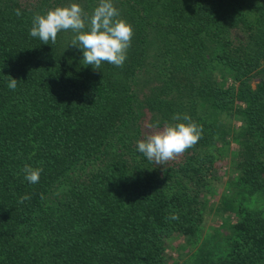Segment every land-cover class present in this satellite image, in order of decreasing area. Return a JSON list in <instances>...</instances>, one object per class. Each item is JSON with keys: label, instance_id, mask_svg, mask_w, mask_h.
<instances>
[{"label": "trees", "instance_id": "trees-1", "mask_svg": "<svg viewBox=\"0 0 264 264\" xmlns=\"http://www.w3.org/2000/svg\"><path fill=\"white\" fill-rule=\"evenodd\" d=\"M50 1L0 0V264H264V0H112L134 34L123 67L100 69L70 47V30L54 44L29 35ZM74 2L95 4L89 15L99 4H55ZM181 122L203 131L176 159L137 150ZM229 152L232 179L210 206ZM25 165L43 169L38 183ZM213 211L219 242L202 240ZM177 237L192 253L169 262Z\"/></svg>", "mask_w": 264, "mask_h": 264}, {"label": "clouds", "instance_id": "clouds-1", "mask_svg": "<svg viewBox=\"0 0 264 264\" xmlns=\"http://www.w3.org/2000/svg\"><path fill=\"white\" fill-rule=\"evenodd\" d=\"M15 13L17 16L22 14L20 9H16ZM119 17L120 12L114 7L112 0H99L91 15L78 3H71L49 9L45 14H34L29 35L39 38L44 44L50 41L54 44L61 31L70 30L75 33L71 45L83 50L84 65L100 69L102 63L107 62L123 67L134 32L132 25ZM17 82L10 77L8 87L15 90ZM173 119L191 121L186 114L182 117L175 114ZM147 127L152 128L153 125L149 124ZM202 131V126L195 122L165 124L162 130L137 141V150L148 161L164 165L194 147L202 138ZM23 171L25 179L35 184L39 182L43 169L25 165ZM27 199L30 196H22L20 202ZM169 219L178 220L179 216L172 213Z\"/></svg>", "mask_w": 264, "mask_h": 264}, {"label": "rangeland", "instance_id": "rangeland-1", "mask_svg": "<svg viewBox=\"0 0 264 264\" xmlns=\"http://www.w3.org/2000/svg\"><path fill=\"white\" fill-rule=\"evenodd\" d=\"M20 1L23 4H28V5L33 4V3L34 4L38 3V0H20ZM55 1H57V0H51L50 1V4H52V6L54 8L58 6L55 4ZM74 3H76V2H74ZM90 7L88 9H84V11L89 12V14H90L92 9L95 7V4H94V7L90 4ZM152 46L149 49L150 54H153L154 50H155V48H153L154 46L153 47ZM70 47L74 48L75 51L77 52V54L79 53V51H83L82 49L79 50V48L77 46H72L71 44H70ZM139 75H140L139 83H138L136 89H137L138 94L141 98L149 90L150 79H149L148 75L145 73V71L141 72ZM238 126H240V123H238ZM238 148H240L238 146V144L233 143L232 150H236ZM224 159H225L224 161L218 162L216 164V175H217L216 178H217V180L216 181L214 180V183L212 184V189H213L212 193L213 194L210 195L209 192L205 193L206 195L204 198L210 206H213L218 202L221 195L226 190L227 181L232 179V174H231L232 173L231 172L232 171V169H231V167H232V162H231L232 161V154L230 155V152H229L227 154L226 158H224ZM228 172L229 173L231 172L230 175L228 174ZM247 201L244 202L245 205H248L251 208L252 207L256 208L260 204L259 202H256L254 198H251ZM222 223H223V217H221L220 214L216 213L215 211L211 212L209 215V218H208V222H207L206 226H204V228H203L202 240L204 238H210L211 240L219 242L220 237H216L217 230H219L220 232L225 231V229L223 228V226L225 224L222 225ZM183 243H184L183 239H181L180 237L166 240L165 256L169 262H172L175 259L183 262V261H185V259L190 257V254L192 252H190L189 249H185V250L179 249Z\"/></svg>", "mask_w": 264, "mask_h": 264}]
</instances>
